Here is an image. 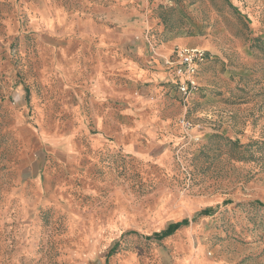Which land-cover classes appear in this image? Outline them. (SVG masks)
I'll return each mask as SVG.
<instances>
[{
  "label": "rangeland",
  "instance_id": "374dc122",
  "mask_svg": "<svg viewBox=\"0 0 264 264\" xmlns=\"http://www.w3.org/2000/svg\"><path fill=\"white\" fill-rule=\"evenodd\" d=\"M0 264H264V0H0Z\"/></svg>",
  "mask_w": 264,
  "mask_h": 264
},
{
  "label": "built area",
  "instance_id": "2783aa9c",
  "mask_svg": "<svg viewBox=\"0 0 264 264\" xmlns=\"http://www.w3.org/2000/svg\"><path fill=\"white\" fill-rule=\"evenodd\" d=\"M173 56L175 59L167 60L173 67V71L178 78L177 87L183 96H188L197 89L196 82L192 79L195 72V63L202 60L204 52L198 49H189L185 51H176Z\"/></svg>",
  "mask_w": 264,
  "mask_h": 264
},
{
  "label": "crops",
  "instance_id": "0c3cea01",
  "mask_svg": "<svg viewBox=\"0 0 264 264\" xmlns=\"http://www.w3.org/2000/svg\"><path fill=\"white\" fill-rule=\"evenodd\" d=\"M184 42H185V39H181V38L169 39L165 43H161V53L163 54L168 53L174 47L184 45ZM157 148H159V153L161 154H158L156 156L150 155L148 156L147 159H143L142 161H139V162L148 167L152 166L155 169L157 174L159 172L161 176L158 179H174L172 169L170 168L169 165H167V164H170L171 161L165 154L167 151H170V150L167 149L166 145H162V144L161 146ZM146 151L151 152L152 149H149Z\"/></svg>",
  "mask_w": 264,
  "mask_h": 264
},
{
  "label": "trees",
  "instance_id": "16d2710c",
  "mask_svg": "<svg viewBox=\"0 0 264 264\" xmlns=\"http://www.w3.org/2000/svg\"><path fill=\"white\" fill-rule=\"evenodd\" d=\"M260 204V203H259ZM211 212V208H206L203 209L200 213L201 214H209ZM188 221L187 220H182L180 222H176V223H172L169 224L164 230L160 231V232H156L153 233V236L157 239H161L167 235H170L171 233H173L180 225L182 224H186ZM113 249L110 251L112 252Z\"/></svg>",
  "mask_w": 264,
  "mask_h": 264
}]
</instances>
